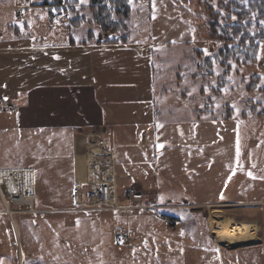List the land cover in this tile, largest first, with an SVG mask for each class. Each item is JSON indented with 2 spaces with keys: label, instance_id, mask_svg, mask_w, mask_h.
<instances>
[{
  "label": "rangeland",
  "instance_id": "374dc122",
  "mask_svg": "<svg viewBox=\"0 0 264 264\" xmlns=\"http://www.w3.org/2000/svg\"><path fill=\"white\" fill-rule=\"evenodd\" d=\"M90 3L78 0L66 12L76 47L61 38L67 31L55 29V48H62L56 56L47 54L54 31L48 28L50 9L43 0H0V19L17 25L25 35H41L44 39L30 50L49 55L50 59L40 56L41 61L54 66L57 75H84L91 66L89 55L78 49L80 41L96 44L105 36L115 37L118 46L99 47L139 51L141 59L116 58L114 63L137 66L136 76L144 80L138 85L141 90L132 91L133 97L145 96L142 89L152 86L155 97L150 101L160 115L154 118V130L150 125L134 135L131 147L109 144L115 146L116 196L124 202V191L134 185L147 193V204L185 206L174 211L178 217L163 209L70 210L72 160L64 149L68 138L47 130L29 134L9 130L13 134L0 142L5 163L1 168L31 166L35 197L31 202L9 199L1 187L0 211L6 204L9 216L0 212V264H193L194 252L187 259L186 250L166 263L158 243L178 236V247H194L196 238L210 244V227L215 232L220 220L229 225V219L241 217L253 221L247 222L254 225L253 231L244 228L227 237L212 231V237L224 248L250 250L257 242L243 239L257 240L262 233L264 251V39L253 61L227 68L212 54L214 47L207 38L205 9L210 4L217 7L214 0H128L130 13L119 20L122 27L106 33L91 20ZM20 5L29 9L18 10ZM74 18L80 20L76 26L70 21ZM24 22L30 26L28 32ZM253 76L260 78L256 87H251ZM205 105L206 111L192 115V107L201 110ZM16 132L27 135L19 137ZM92 132L97 130L75 132L74 152L81 138ZM246 198L257 201L234 203ZM43 206L51 207L49 214L39 213L37 208ZM167 219L174 220V228ZM196 227L203 233L194 234ZM124 231L131 236L129 245L116 240ZM184 232L190 234L182 236ZM187 243L190 246H184Z\"/></svg>",
  "mask_w": 264,
  "mask_h": 264
},
{
  "label": "crops",
  "instance_id": "0c3cea01",
  "mask_svg": "<svg viewBox=\"0 0 264 264\" xmlns=\"http://www.w3.org/2000/svg\"><path fill=\"white\" fill-rule=\"evenodd\" d=\"M40 6L36 5V9ZM16 8L22 11L29 9L25 5ZM51 14L52 11L49 10L47 22L48 28H52L54 31L50 41L53 44L49 47L51 51L47 54L50 53L56 56V52H62V50H59L62 48H55L57 46L54 43L58 38L55 29L61 28V30L67 31L61 38H65V41L71 44L72 47H76V45H74L75 41L69 30L70 24L66 23L67 13H65L59 24L53 23ZM17 18L23 19L18 16ZM4 21L0 19V142L2 140L6 141L8 135L13 134L9 130L14 131L18 128L28 131V134L37 133L40 130L52 131L57 133L58 136L68 138L70 143L64 149L67 148V158L70 157L72 160L73 139L76 131L98 130L105 139H108L106 140L108 144L113 143V145L127 148L133 145L131 141L141 129L151 125L154 130V118L159 116L160 112L154 103L150 101L152 95L154 96L152 86L142 89L145 96L139 97V99L134 98L132 91L141 90L138 85L144 80L136 76L137 66L135 64L132 67L130 65L116 66L118 62L114 63L116 58L125 59L126 61L127 59L134 61V58L141 59L143 56H140L136 48H101L93 42L86 44L80 41L77 45L80 47L78 49L80 52L89 55L91 66L84 75H57L54 66H46L45 59L41 61L40 56L50 59L49 55L40 51L34 53L30 50L33 43L39 45L38 40L44 38L41 35L32 37L30 33L25 35V33L20 32L17 25L4 24ZM70 21L72 22L73 19ZM6 27H9V30ZM23 27L24 30L29 31L30 26L28 23L24 22ZM93 41H95L94 38ZM128 51L132 53L128 55L123 53ZM8 76L12 79L9 80ZM5 101L12 104L13 110L11 112L3 113L1 111V103ZM207 107L205 105L204 109L201 110L198 107H192L191 113L194 115V113L206 111ZM198 118L199 116L195 117V119ZM26 135L16 132V136L19 137ZM4 164V161L0 159V168ZM30 168L32 167L30 166ZM256 201L255 199L246 198L234 203L243 204ZM48 209H51V207L37 208L39 213L43 212L45 214H49ZM69 209L72 210V207ZM179 209H182V207L170 208L167 209V213H172L178 217L180 214H176L174 211ZM0 212L4 213L3 209ZM58 212L64 214L69 211L58 210ZM189 213L196 215L194 211ZM258 229L260 231L259 226ZM212 231L211 227L210 233L207 230L211 240L210 244L204 241L201 242L196 238L197 241L194 239L193 242L195 246L191 248L178 247L179 243H176L179 239L178 236L169 240L164 239V243H158L162 258L166 263H171L168 262L170 258L173 260L178 256L177 253L186 250L187 252L184 255L187 259L192 256H188V253L194 252L192 257L195 258L193 261L196 260L193 264H264L263 248L262 251L260 250L263 243L262 233L261 235L259 233L258 239L253 241L257 242L254 248L250 250L234 248L231 250L220 245L215 239L216 237H212ZM202 233L201 227L195 228L194 234ZM189 234L184 232L182 236ZM184 246H190V244L187 243ZM150 256L155 257L151 253Z\"/></svg>",
  "mask_w": 264,
  "mask_h": 264
},
{
  "label": "built area",
  "instance_id": "2783aa9c",
  "mask_svg": "<svg viewBox=\"0 0 264 264\" xmlns=\"http://www.w3.org/2000/svg\"><path fill=\"white\" fill-rule=\"evenodd\" d=\"M45 7L52 11L51 20L53 23L59 24L64 18L63 9L67 8L66 4L50 3ZM12 110L13 106L10 102L1 103L3 113ZM81 142L82 144L78 145L72 154V210L170 209L185 206L184 204L174 206L171 204L158 206L147 204V193L136 189L134 185L124 191V202L118 201L114 147L107 143L98 130L85 135L81 138ZM1 187H4L9 199L19 198L22 202L25 201L24 197H28L30 198L28 201L31 202L34 195L33 169L30 167L0 168V197L3 201L4 195ZM189 207H193V205ZM3 212L8 215L6 204H4ZM166 222L169 227L174 228L173 219H167ZM116 240L122 244H128L131 237L127 231H124L116 236Z\"/></svg>",
  "mask_w": 264,
  "mask_h": 264
},
{
  "label": "trees",
  "instance_id": "16d2710c",
  "mask_svg": "<svg viewBox=\"0 0 264 264\" xmlns=\"http://www.w3.org/2000/svg\"><path fill=\"white\" fill-rule=\"evenodd\" d=\"M62 1L68 4L63 10L64 15L68 10L74 9V5L78 2V0H43V5L61 4ZM214 1L217 7L210 4L205 9L208 14L207 38L214 47L212 54L220 58V64L227 68L231 67V64L236 66L248 64L257 56L259 42L264 39V25H260L264 22V0ZM127 2L128 0H91L89 5L93 11L91 20L105 33L110 28L118 29V26L122 24L119 20L130 13ZM108 5L109 10H107ZM110 9H112L111 13H109ZM115 15L117 16L116 22L113 21ZM72 22L76 26L80 20L74 18ZM89 38L93 39L92 36ZM104 38L105 40L98 41L96 44L99 46L119 45V39L115 37L105 36ZM252 78L251 87H256L260 78L258 76Z\"/></svg>",
  "mask_w": 264,
  "mask_h": 264
},
{
  "label": "bare ground",
  "instance_id": "6f19581e",
  "mask_svg": "<svg viewBox=\"0 0 264 264\" xmlns=\"http://www.w3.org/2000/svg\"><path fill=\"white\" fill-rule=\"evenodd\" d=\"M25 200H30V198L28 197H24ZM230 220V226L228 225L227 221L223 222L220 220V222H218V224L220 225H216L215 227V234L216 236L218 237H227L226 235H236L235 233H238L240 231H245L243 230L244 228L246 229H250V230H247V231H253L254 230V225L250 224V223H247V222H253V221H248L246 219H237V220H234V219H229ZM225 226H229L228 227V230L226 229ZM244 241H255V238L252 236V237H248V238H244L243 239Z\"/></svg>",
  "mask_w": 264,
  "mask_h": 264
},
{
  "label": "water",
  "instance_id": "95a60500",
  "mask_svg": "<svg viewBox=\"0 0 264 264\" xmlns=\"http://www.w3.org/2000/svg\"><path fill=\"white\" fill-rule=\"evenodd\" d=\"M31 192V191H30Z\"/></svg>",
  "mask_w": 264,
  "mask_h": 264
}]
</instances>
